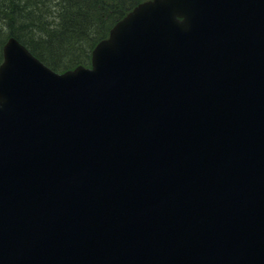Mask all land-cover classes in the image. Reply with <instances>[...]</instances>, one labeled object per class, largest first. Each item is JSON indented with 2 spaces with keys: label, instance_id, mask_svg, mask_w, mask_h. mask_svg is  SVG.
Segmentation results:
<instances>
[{
  "label": "water",
  "instance_id": "obj_1",
  "mask_svg": "<svg viewBox=\"0 0 264 264\" xmlns=\"http://www.w3.org/2000/svg\"><path fill=\"white\" fill-rule=\"evenodd\" d=\"M0 63V264H264V0H145L91 66Z\"/></svg>",
  "mask_w": 264,
  "mask_h": 264
},
{
  "label": "trees",
  "instance_id": "obj_2",
  "mask_svg": "<svg viewBox=\"0 0 264 264\" xmlns=\"http://www.w3.org/2000/svg\"><path fill=\"white\" fill-rule=\"evenodd\" d=\"M143 0H0V45L13 36L54 71L90 65L111 26Z\"/></svg>",
  "mask_w": 264,
  "mask_h": 264
},
{
  "label": "rangeland",
  "instance_id": "obj_3",
  "mask_svg": "<svg viewBox=\"0 0 264 264\" xmlns=\"http://www.w3.org/2000/svg\"><path fill=\"white\" fill-rule=\"evenodd\" d=\"M112 27V26H111ZM110 31V30H109ZM6 41V39L5 40H3V42L1 43V45H0V62L2 61V46H3V44H4V42Z\"/></svg>",
  "mask_w": 264,
  "mask_h": 264
}]
</instances>
